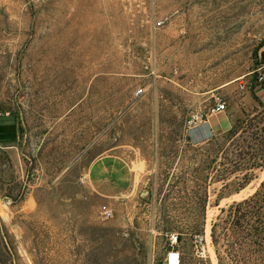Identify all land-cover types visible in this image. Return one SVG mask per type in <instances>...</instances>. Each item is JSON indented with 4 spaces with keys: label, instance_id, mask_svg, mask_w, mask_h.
Segmentation results:
<instances>
[{
    "label": "rangeland",
    "instance_id": "374dc122",
    "mask_svg": "<svg viewBox=\"0 0 264 264\" xmlns=\"http://www.w3.org/2000/svg\"><path fill=\"white\" fill-rule=\"evenodd\" d=\"M157 9L154 30L122 0H0V115L17 118L0 140V264H220L245 236L223 209L264 182V0ZM218 96L230 128L192 140L190 115ZM111 155L132 174L118 198L89 176Z\"/></svg>",
    "mask_w": 264,
    "mask_h": 264
},
{
    "label": "trees",
    "instance_id": "16d2710c",
    "mask_svg": "<svg viewBox=\"0 0 264 264\" xmlns=\"http://www.w3.org/2000/svg\"><path fill=\"white\" fill-rule=\"evenodd\" d=\"M245 186V185H244ZM227 211L226 220L236 227L244 226L246 233L241 241L227 243L224 254L217 249L220 264H264V182L261 189L251 197L235 202ZM223 220L222 216H219ZM214 223L212 237L219 243L217 227Z\"/></svg>",
    "mask_w": 264,
    "mask_h": 264
},
{
    "label": "crops",
    "instance_id": "0c3cea01",
    "mask_svg": "<svg viewBox=\"0 0 264 264\" xmlns=\"http://www.w3.org/2000/svg\"><path fill=\"white\" fill-rule=\"evenodd\" d=\"M257 92H264V86ZM231 126V117L226 111L221 114L209 113L208 123L195 133L197 138L206 134L223 132ZM89 176L100 194L118 198L132 184V174L126 162L119 156L111 155L95 159L89 167Z\"/></svg>",
    "mask_w": 264,
    "mask_h": 264
},
{
    "label": "built area",
    "instance_id": "2783aa9c",
    "mask_svg": "<svg viewBox=\"0 0 264 264\" xmlns=\"http://www.w3.org/2000/svg\"><path fill=\"white\" fill-rule=\"evenodd\" d=\"M46 0H31L33 3H42ZM123 6L126 10L130 12H139V11H146L147 23L151 24L152 29H158L161 26H163L168 20V15H160L158 16V9H157V0H122ZM155 69V68H154ZM156 70H153L152 72H155ZM256 86L261 88L264 86V64L261 68L256 69ZM250 80H242L239 83V88L241 90H247L250 86L249 84ZM145 91L144 87L138 88L136 91V95H140ZM228 109V103L223 97H217L215 105L211 108V112L215 114H221L226 112ZM208 123V114L204 115L201 112H192L190 115V118L188 119V125H187V133L188 136L192 140L198 139L196 137V131ZM114 213L112 208H108L103 210L102 215L103 217H110ZM178 236L174 235L172 237L173 242H177Z\"/></svg>",
    "mask_w": 264,
    "mask_h": 264
},
{
    "label": "water",
    "instance_id": "95a60500",
    "mask_svg": "<svg viewBox=\"0 0 264 264\" xmlns=\"http://www.w3.org/2000/svg\"><path fill=\"white\" fill-rule=\"evenodd\" d=\"M17 118L15 114L0 115V140L16 139Z\"/></svg>",
    "mask_w": 264,
    "mask_h": 264
},
{
    "label": "bare ground",
    "instance_id": "6f19581e",
    "mask_svg": "<svg viewBox=\"0 0 264 264\" xmlns=\"http://www.w3.org/2000/svg\"><path fill=\"white\" fill-rule=\"evenodd\" d=\"M168 264H177L179 263V253L176 252H170L168 253V260H167Z\"/></svg>",
    "mask_w": 264,
    "mask_h": 264
}]
</instances>
